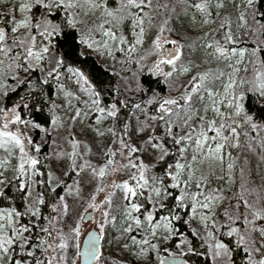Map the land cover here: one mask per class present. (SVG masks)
Segmentation results:
<instances>
[{
  "label": "snow or ice",
  "instance_id": "1",
  "mask_svg": "<svg viewBox=\"0 0 264 264\" xmlns=\"http://www.w3.org/2000/svg\"><path fill=\"white\" fill-rule=\"evenodd\" d=\"M261 2L0 0V264H264V183L250 187L264 181V120L248 107L264 109ZM91 55L119 77L111 103L81 66Z\"/></svg>",
  "mask_w": 264,
  "mask_h": 264
},
{
  "label": "trees",
  "instance_id": "2",
  "mask_svg": "<svg viewBox=\"0 0 264 264\" xmlns=\"http://www.w3.org/2000/svg\"><path fill=\"white\" fill-rule=\"evenodd\" d=\"M258 7L262 11H264V0H262L261 4H259ZM3 10H6V9H3ZM233 18H234V12L232 15V20L234 22ZM174 23H175V27L181 33V35H184L185 33H187V37L189 38L188 42L195 41L200 35H202V31L198 32L199 36L197 35V33H195V32L193 33V31L191 30V27L188 25V22L186 19H184L182 22H174ZM234 24L235 23H233V28H234ZM241 32H242V30H241ZM242 38L243 39H249V37H243V36H242ZM62 41H63V38H62ZM70 41H71V38L69 37V42ZM66 50L70 51V55L67 57L68 62L72 63L73 60H76V63L79 64L80 61H79V59L76 58V53H78V51H79L78 47L76 48L75 53L71 52L68 44H65V46L60 49L61 53H63ZM81 66L83 67V70L87 74H89L91 77H93V79L97 80L98 83L102 82V83H100V87H101L103 94H104V101H105V103H111L112 96L114 95L112 90L117 86V84L119 82V77L112 76L110 70L105 72L104 65L94 55L89 56L87 58V61L85 63H83ZM156 80H157L156 77H150L149 74H147V73L142 74L140 77V82L146 90L151 89L152 91H156V92L162 91L163 94H166L168 89L162 83L158 85L156 83ZM53 93H54V89H53ZM148 94L151 95V92H149ZM128 95H133V94L129 93ZM12 99H15V97H12ZM135 99L137 101H139L141 99V95L135 94ZM248 107L251 110L250 114H252L258 122H261L262 120H264V109H261L258 105H255L251 101V99L249 100ZM37 119L43 120L44 117L42 115L37 116ZM120 119L122 122H124L128 119V110L127 109H123L121 111ZM36 136H37V133L35 134V137ZM242 142H243V138H242ZM43 151L44 152L48 151L47 145H45L42 148V152ZM234 154H235V152H234ZM245 155L249 156V158L253 161V165H254L255 157H252L251 154L246 153V152H245ZM261 171L264 172V169H262ZM253 179H255V181L250 185V187H252V188H255L258 185H260L261 183H264V181H261L259 176L253 175L252 180ZM238 186L233 188V192L238 190ZM13 195H18L17 193H15L14 189H13ZM229 195H231V194H229ZM254 200H255V194L251 195V202H253ZM15 204L21 205L22 202L19 199H16ZM224 208H229V204L227 201H225L224 204L222 205V210ZM222 210H219V212L223 213ZM44 212H45V215H47L48 209H44ZM218 219H219V222L221 224L227 223V221L224 219L222 214L219 215ZM234 226H240V225H239V223H237V225H234ZM181 228L183 231L187 232V228L185 226H181ZM222 231H227V229L226 228L222 229ZM217 235H219V234H217ZM192 239H193V243L197 247L198 251L204 252V249L200 247L201 242L199 240H195L194 238H192ZM222 239L225 242H227L230 238L227 236H223ZM233 245H234V239H233ZM235 259H236V264H244L246 258L244 257L243 252H240L238 255H236ZM189 264H212V262H211V259L209 257H206L204 255H200V256H192L189 260Z\"/></svg>",
  "mask_w": 264,
  "mask_h": 264
},
{
  "label": "rangeland",
  "instance_id": "3",
  "mask_svg": "<svg viewBox=\"0 0 264 264\" xmlns=\"http://www.w3.org/2000/svg\"><path fill=\"white\" fill-rule=\"evenodd\" d=\"M237 2L239 3V0H237ZM234 12V23H235V21H236V13H235V11H233ZM234 29H235V24H234ZM191 30L193 31V33L195 32V33H197V35L199 36V33L198 32H200V31H202L201 29H200V27L199 26H194V27H191ZM206 30V29H205ZM241 30H242V32H241ZM240 31V33L242 34L243 33V29H240L239 30ZM116 70L117 71H121V66L120 65H117V68H116ZM132 70L133 71H135V66H133L132 67ZM121 75H130V73L129 72H127V71H123V72H121ZM131 86L132 87H135V81H132L131 82ZM87 123V122H86ZM109 123L110 122H105V124L103 125V127H107L108 125H109ZM121 126H122V124H121ZM40 133L39 132H37V136L35 137L34 136V139L38 142L39 141V139H40ZM93 137H94V134H92V133H89L86 137H80L81 139H88L89 141H91L92 139H93ZM96 139H98V140H100V139H102L104 142H105V144H107V143H109L110 142V140H109V138L108 137H104V138H96ZM49 147H48V151H46V152H41V159L43 158V156L45 155V154H47L48 152H49ZM93 150L94 151H96V150H98V149H96V147H95V145H93ZM5 158V153H3V151H0V160H3ZM97 161H96V159L94 158L93 159V163H96ZM13 163H15V161H13ZM8 175L10 176L11 175V172H9L8 173ZM116 179H121V177H116ZM255 181V179H253V182ZM68 183H71V180H68ZM239 184H237V186H238ZM236 186V187H237ZM256 188V187H255ZM87 191H89V189L88 188H85V193H87ZM248 199H249V202H251V195H249L248 196ZM69 203H70V206H71V208H72V210L73 211H75V205L73 204V202L71 201V199L69 200ZM219 210H222V206H221V208L219 209ZM224 210V209H223ZM222 210V211H223ZM96 216H97V219H99V214L97 213L96 214ZM94 227V225L91 223V222H85L83 225H82V235H81V237H80V241H82V238H83V236L85 235V233L90 229V228H93ZM103 243V242H102ZM105 248H107V245L105 244ZM112 255L113 256H115V253H112ZM166 255V254H165ZM105 257L106 258H108L109 257V252L108 251H105ZM125 259H127L126 257H125ZM78 264H79V261H78Z\"/></svg>",
  "mask_w": 264,
  "mask_h": 264
},
{
  "label": "water",
  "instance_id": "4",
  "mask_svg": "<svg viewBox=\"0 0 264 264\" xmlns=\"http://www.w3.org/2000/svg\"><path fill=\"white\" fill-rule=\"evenodd\" d=\"M91 230H92V228H90V229L85 233V235L83 236L82 241H81V245H82V247H83V244L86 242V240H87V236H88V234L90 233ZM79 264H82V258H81V260L79 261Z\"/></svg>",
  "mask_w": 264,
  "mask_h": 264
}]
</instances>
